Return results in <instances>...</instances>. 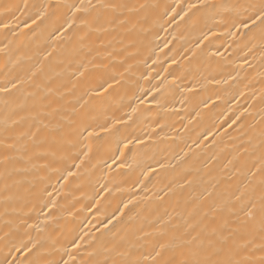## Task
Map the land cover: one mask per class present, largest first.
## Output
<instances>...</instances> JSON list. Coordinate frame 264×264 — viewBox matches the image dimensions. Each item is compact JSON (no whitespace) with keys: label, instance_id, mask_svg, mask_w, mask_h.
Segmentation results:
<instances>
[{"label":"bare ground","instance_id":"6f19581e","mask_svg":"<svg viewBox=\"0 0 264 264\" xmlns=\"http://www.w3.org/2000/svg\"><path fill=\"white\" fill-rule=\"evenodd\" d=\"M260 4L0 0V264H261Z\"/></svg>","mask_w":264,"mask_h":264},{"label":"snow or ice","instance_id":"6c2138e0","mask_svg":"<svg viewBox=\"0 0 264 264\" xmlns=\"http://www.w3.org/2000/svg\"><path fill=\"white\" fill-rule=\"evenodd\" d=\"M254 12L253 15H255V12L258 11L259 15L256 16L255 21H251L253 26H255L256 21H260L261 24H264V0H261V4L259 6H253ZM251 20V17H249ZM247 28L248 25H245ZM0 91H6L3 89H0ZM119 123V122H117ZM113 126H109L111 129ZM107 131V130H105ZM127 147V145H125ZM239 199V197L237 198ZM262 212H264V208L261 209ZM246 216L248 218L252 217V209H249L246 213ZM262 227H264V220L261 222ZM224 228L221 226V228L218 230L216 228H213L210 233H208L209 236L213 237H219V242L221 244L226 243L229 239L232 237V232H230L228 235H223ZM235 231V230H233ZM186 244H194L196 247V250L192 253V258L187 259L182 262V264H249L247 260L244 259H232L231 256L225 259H213V256H219L221 252L223 251V248H215L210 254L208 255H201V253L205 249H213L214 241L212 239H208L207 243L205 244V240L201 239L199 236H193L191 240L185 241ZM163 247V246H162ZM67 264V262H66ZM261 264H264V260L261 261Z\"/></svg>","mask_w":264,"mask_h":264}]
</instances>
